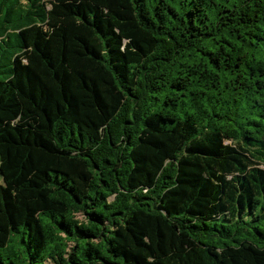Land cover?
<instances>
[{"label": "trees", "instance_id": "16d2710c", "mask_svg": "<svg viewBox=\"0 0 264 264\" xmlns=\"http://www.w3.org/2000/svg\"><path fill=\"white\" fill-rule=\"evenodd\" d=\"M0 264H264V0H0Z\"/></svg>", "mask_w": 264, "mask_h": 264}, {"label": "rangeland", "instance_id": "374dc122", "mask_svg": "<svg viewBox=\"0 0 264 264\" xmlns=\"http://www.w3.org/2000/svg\"><path fill=\"white\" fill-rule=\"evenodd\" d=\"M2 184V179H1V176H0V185Z\"/></svg>", "mask_w": 264, "mask_h": 264}]
</instances>
